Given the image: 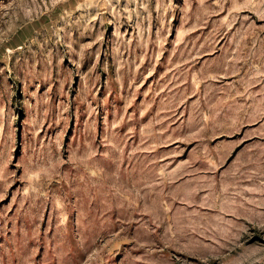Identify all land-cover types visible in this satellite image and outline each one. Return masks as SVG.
<instances>
[{"label":"rangeland","instance_id":"obj_1","mask_svg":"<svg viewBox=\"0 0 264 264\" xmlns=\"http://www.w3.org/2000/svg\"><path fill=\"white\" fill-rule=\"evenodd\" d=\"M0 264H264V0H0Z\"/></svg>","mask_w":264,"mask_h":264}]
</instances>
